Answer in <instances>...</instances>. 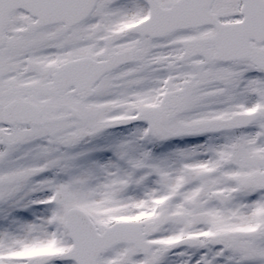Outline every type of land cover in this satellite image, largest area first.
<instances>
[{"label": "snow or ice", "instance_id": "obj_1", "mask_svg": "<svg viewBox=\"0 0 264 264\" xmlns=\"http://www.w3.org/2000/svg\"><path fill=\"white\" fill-rule=\"evenodd\" d=\"M0 264H264V0H0Z\"/></svg>", "mask_w": 264, "mask_h": 264}]
</instances>
